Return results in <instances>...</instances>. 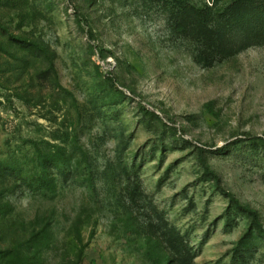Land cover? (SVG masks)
Wrapping results in <instances>:
<instances>
[{"label": "rangeland", "instance_id": "374dc122", "mask_svg": "<svg viewBox=\"0 0 264 264\" xmlns=\"http://www.w3.org/2000/svg\"><path fill=\"white\" fill-rule=\"evenodd\" d=\"M212 1L0 0V264H264L262 12Z\"/></svg>", "mask_w": 264, "mask_h": 264}, {"label": "trees", "instance_id": "16d2710c", "mask_svg": "<svg viewBox=\"0 0 264 264\" xmlns=\"http://www.w3.org/2000/svg\"><path fill=\"white\" fill-rule=\"evenodd\" d=\"M217 1L218 0H213L211 6H208L206 4L203 5V7L200 9V12L202 14H209V15H211L213 13L215 14L216 12H215L214 8H215V5H216ZM224 2H225L224 4L226 6H225V8H224V10L222 12H218L220 15H227L228 13L231 14V12L235 9V7H239V6L240 7H245L247 9H249V8L255 9V7H256V11H259L257 13H260V12H262V13L259 14L260 15L259 16L260 21L259 22L256 21L257 23L253 25V29L255 31L257 29H259V27L261 29L262 28L264 29V16H263L264 12L262 11V7L263 6H262V4L260 3L259 0H227V1H224ZM253 12L255 13V10H253ZM261 17L263 18V20H261ZM206 20L208 21V19H206ZM208 24H209V21L205 25H208ZM210 28H211V25H210ZM241 30H242L241 28H236V31H241ZM216 35H218V34H216ZM242 36H243L242 33H238L236 35L229 36L227 38V40L229 39L232 42L238 40L237 42H240V40L244 39V37H242Z\"/></svg>", "mask_w": 264, "mask_h": 264}]
</instances>
